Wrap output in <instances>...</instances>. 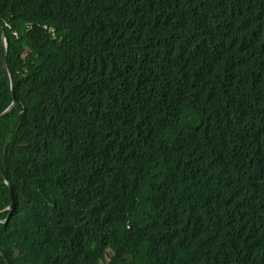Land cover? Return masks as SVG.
Returning <instances> with one entry per match:
<instances>
[{"label": "trees", "instance_id": "obj_1", "mask_svg": "<svg viewBox=\"0 0 264 264\" xmlns=\"http://www.w3.org/2000/svg\"><path fill=\"white\" fill-rule=\"evenodd\" d=\"M0 28L9 264H264V0H0Z\"/></svg>", "mask_w": 264, "mask_h": 264}, {"label": "water", "instance_id": "obj_2", "mask_svg": "<svg viewBox=\"0 0 264 264\" xmlns=\"http://www.w3.org/2000/svg\"><path fill=\"white\" fill-rule=\"evenodd\" d=\"M1 30V49H0V56H1V71L3 74L4 79H6L8 86L11 90L12 86H11V78L10 75L8 73L7 70V66H6V52H7V40L5 38V32L3 31L2 28H0ZM11 97H12V102L10 103V105L2 112L0 113V121L2 119H4L14 108V106L16 105V101L13 98V93L11 92ZM0 175L3 178V183L4 185H6V187L8 188V190L11 192V186L9 184V182L6 180V177L3 175V171H2V167L0 164ZM10 198H12V195L10 196ZM12 208V202L9 204V207L3 211H1L0 213L6 212V211H10ZM6 222V220H0V223H4ZM0 257L3 258L4 262L6 264H9V262L7 261V259L3 256V254L0 252Z\"/></svg>", "mask_w": 264, "mask_h": 264}]
</instances>
